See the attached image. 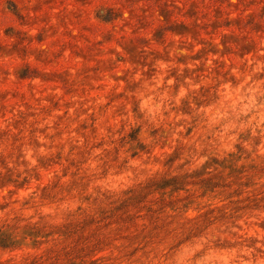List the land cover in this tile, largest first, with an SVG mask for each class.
Listing matches in <instances>:
<instances>
[{"label":"clouds","instance_id":"9594fccd","mask_svg":"<svg viewBox=\"0 0 264 264\" xmlns=\"http://www.w3.org/2000/svg\"><path fill=\"white\" fill-rule=\"evenodd\" d=\"M0 264H264V0H0Z\"/></svg>","mask_w":264,"mask_h":264},{"label":"rangeland","instance_id":"374dc122","mask_svg":"<svg viewBox=\"0 0 264 264\" xmlns=\"http://www.w3.org/2000/svg\"><path fill=\"white\" fill-rule=\"evenodd\" d=\"M221 2H222V0H221ZM10 6H11V5H10ZM160 12H161V14H162L163 19H164L165 21H167L169 15L171 14V13H170V10L167 8V6H166V5H165V6H162V7L160 8ZM101 14H102V13H98V15H101ZM186 14H188V15L194 14V10H193L192 8H189ZM217 14H219V10H217ZM175 30H176V31H183V30H184V26H183V25L175 26ZM156 35L159 36L160 33L158 32Z\"/></svg>","mask_w":264,"mask_h":264}]
</instances>
